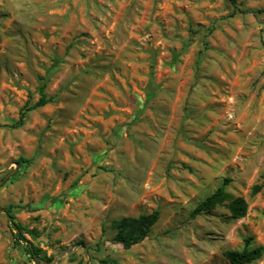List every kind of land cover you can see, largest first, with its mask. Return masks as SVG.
<instances>
[{
	"label": "rangeland",
	"instance_id": "rangeland-1",
	"mask_svg": "<svg viewBox=\"0 0 264 264\" xmlns=\"http://www.w3.org/2000/svg\"><path fill=\"white\" fill-rule=\"evenodd\" d=\"M263 7L0 0V264H39L9 205L50 264H231L225 250L264 246ZM42 92L55 100L10 126ZM223 181L247 214L191 215ZM154 209L142 240H112Z\"/></svg>",
	"mask_w": 264,
	"mask_h": 264
},
{
	"label": "trees",
	"instance_id": "trees-1",
	"mask_svg": "<svg viewBox=\"0 0 264 264\" xmlns=\"http://www.w3.org/2000/svg\"><path fill=\"white\" fill-rule=\"evenodd\" d=\"M236 6V0H230ZM247 10H244L246 12ZM257 11H264V7L257 9ZM55 100L54 96H48L46 93L42 92L40 98L33 104H25L20 111V116L17 120L13 121L10 126L17 127L21 125L28 112L38 106H43L48 102ZM33 160L32 157L20 156L17 161L20 166L29 164ZM264 186V181L260 184H256L253 188V192H258ZM228 201L227 205L231 212L233 218H240L247 214L248 212V202L243 196L234 197L225 188V182L223 181L217 188L200 200L195 207L191 210V215H197L202 212H208L215 208L218 204ZM6 214L9 217V222L17 232L14 231L16 239L25 242V250L30 259L38 262L39 264H50L53 257L43 253V249L36 245L31 240L23 234V230L26 227L21 224L13 211V205L4 207ZM159 218V210L154 209L150 213H142L136 217H123L115 222L116 232L112 238L114 242L121 243L125 248L131 247L133 244L139 242L144 237H146L151 230L153 224ZM13 230V229H12ZM83 244V241H80ZM249 239H246V244ZM99 244V243H98ZM264 252L263 245H257L254 247H247L246 245L241 249H227L224 251V255L231 262V264H244L251 262L262 256ZM103 262H112V264H117L115 259L104 258Z\"/></svg>",
	"mask_w": 264,
	"mask_h": 264
}]
</instances>
